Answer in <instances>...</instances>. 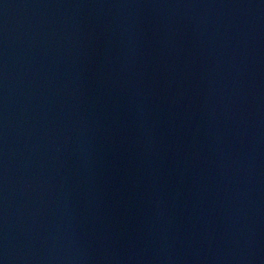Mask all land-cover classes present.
<instances>
[{"label":"water","instance_id":"obj_1","mask_svg":"<svg viewBox=\"0 0 264 264\" xmlns=\"http://www.w3.org/2000/svg\"><path fill=\"white\" fill-rule=\"evenodd\" d=\"M196 264H264V131Z\"/></svg>","mask_w":264,"mask_h":264}]
</instances>
